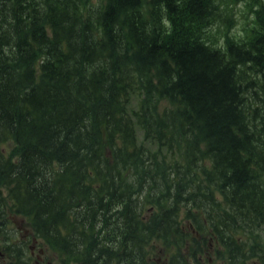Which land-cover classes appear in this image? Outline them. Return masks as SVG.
Returning <instances> with one entry per match:
<instances>
[{
	"label": "trees",
	"instance_id": "16d2710c",
	"mask_svg": "<svg viewBox=\"0 0 264 264\" xmlns=\"http://www.w3.org/2000/svg\"><path fill=\"white\" fill-rule=\"evenodd\" d=\"M237 1L234 35V0H0V181L63 264H156L182 212L264 251L236 236L264 226V0Z\"/></svg>",
	"mask_w": 264,
	"mask_h": 264
},
{
	"label": "rangeland",
	"instance_id": "374dc122",
	"mask_svg": "<svg viewBox=\"0 0 264 264\" xmlns=\"http://www.w3.org/2000/svg\"><path fill=\"white\" fill-rule=\"evenodd\" d=\"M235 3L230 7L228 11V20L224 25L222 26V30L226 31L228 34H239L243 28L249 23V19L252 17V9L248 4H245L243 2H238L237 0H234ZM168 105L166 101L160 102V107H163L164 105ZM140 137V131H138V138ZM155 148V147H154ZM3 151L7 157L10 158H16V151L14 150V144L13 142H6L3 144ZM166 152L165 148L160 149V153L164 154ZM174 157H179L178 154L175 152ZM1 198H4L8 201V204L5 206L2 205L1 210H4L5 213L0 214V227L2 228L0 230V240L3 238V226L2 224H8L9 229L12 230V239L15 241L18 240H24L27 241L25 243V246L28 244H31L30 239L27 240V235L29 232V235L31 234V229L29 227V223L27 218L24 215L14 214L10 209V202L7 198L6 190L2 187V191H0V200ZM148 202H151V199L149 196L145 198ZM1 205V204H0ZM182 215L184 216V212H182ZM185 217V216H184ZM189 220V221H187ZM190 218H184L182 219V228L183 233H186L182 239H179L180 236H174L169 241L168 244L162 241H157L155 244L156 253L161 254L162 251H165L164 258H167L168 254L173 250H177V248L180 249V251H183L184 257L189 259L190 264H195V259L198 258V253L191 252V244L195 246L196 242L200 239L198 236L196 237L195 228L193 227L192 231H188V224H191ZM247 226H251L253 224H246ZM264 226H258L256 229V226H251V229L244 231L241 235L237 234L236 236L238 238H241L242 240L249 242H255L263 240L264 242ZM27 229H29L27 231ZM243 231L240 229V232ZM209 232V228L206 229V234ZM189 233V235H187ZM253 233V234H252ZM195 235L193 238L192 236ZM211 239V240H210ZM204 244L201 246L203 249H207L204 253H202L203 261L198 262V264H230L232 261L236 262L237 264H243V261L238 262V258L240 257L241 253H238L239 251L230 250L226 246L221 245L220 243H216L215 239L212 236H206V241H200ZM210 246H209V244ZM180 244V247H179ZM208 244V247H207ZM196 247V246H195ZM256 252V253H252ZM237 254V258H232L231 255ZM263 254L264 251L260 249V247H250V251L248 250L246 255L248 256L247 261L245 264H264L263 261ZM44 258L47 259L46 261H50V264H60L58 255L45 248V254ZM163 258V259H164ZM210 258V260H208ZM255 262V263H254ZM3 264V261H2ZM8 264L9 259H8ZM29 264V263H28Z\"/></svg>",
	"mask_w": 264,
	"mask_h": 264
},
{
	"label": "flooded vegetation",
	"instance_id": "af4514ba",
	"mask_svg": "<svg viewBox=\"0 0 264 264\" xmlns=\"http://www.w3.org/2000/svg\"><path fill=\"white\" fill-rule=\"evenodd\" d=\"M0 211H2V210H0ZM5 242H6V252L5 253L0 252V264H2V261H3V264H8V238H6ZM33 256H34V261L31 264H39V261L41 259L40 255L39 254H35V255L33 254Z\"/></svg>",
	"mask_w": 264,
	"mask_h": 264
}]
</instances>
